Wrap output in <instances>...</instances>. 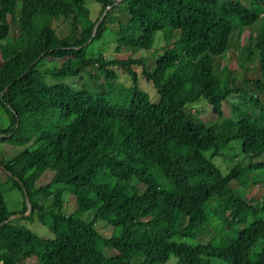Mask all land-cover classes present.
I'll return each mask as SVG.
<instances>
[{"label":"trees","instance_id":"trees-1","mask_svg":"<svg viewBox=\"0 0 264 264\" xmlns=\"http://www.w3.org/2000/svg\"><path fill=\"white\" fill-rule=\"evenodd\" d=\"M84 1L0 0V174L19 214L17 181L30 205L0 224L1 264H264V0H92L94 20ZM104 32L127 52H147L158 35L160 53L152 66L74 58ZM45 59L54 65L38 68ZM228 96L234 117L215 132ZM226 146L238 156L222 172L212 158ZM54 163L45 183L26 186ZM53 185L70 188V212ZM33 215L49 238L18 223ZM209 227L212 237L189 243Z\"/></svg>","mask_w":264,"mask_h":264},{"label":"rangeland","instance_id":"rangeland-1","mask_svg":"<svg viewBox=\"0 0 264 264\" xmlns=\"http://www.w3.org/2000/svg\"><path fill=\"white\" fill-rule=\"evenodd\" d=\"M84 5L89 10L90 19L94 20L96 15L98 14L99 6L96 5L92 0H85ZM245 33H247V28H244L242 35H245ZM237 42L239 43L240 46V44L243 41L240 40V37H238ZM237 42H235V34L233 32L229 38L228 49L237 50V48L234 47V45H236ZM160 44L161 43L159 36L155 35L153 37V41L151 42V46L147 52H144L142 50H134L133 52H127L124 51L120 46L116 45V38L112 34L104 32L98 41L92 42L84 50L77 51L74 58L83 60L85 58H95L97 56H101L104 57L106 60H125L128 57L130 58L145 57L148 66H152V58L160 53ZM237 59L240 60L239 56ZM72 60L74 61V59ZM220 63L221 62H219V65ZM53 65L54 62L52 59H45L40 61L37 64V67L50 68ZM235 65L236 62L230 60L228 63L225 64V67L232 69L235 67ZM132 67H134L135 71L138 72V67L136 66H132ZM115 74H116L117 82L121 84H128L129 78L123 73V71L120 68L116 69ZM81 77L82 78L85 77L84 72H81ZM43 79L44 82L48 85H51L56 82L54 79H52L49 76H45ZM137 79L140 89L148 93L151 99L154 100V94L152 88L148 84H146L139 75L137 76ZM62 80L71 83L72 85H76L78 84L80 79L79 77L77 78L67 77ZM231 103H233L232 96H228L223 101L222 113L224 117L227 119V121L214 126L213 129L215 130V132L233 119L234 113L233 110L231 109ZM190 109L196 110L199 113V117H201L203 120L210 119L209 116L210 111L206 104L201 102H195L190 105ZM7 150L8 148L6 145H0V151H7ZM236 154L237 151L235 148H233L232 146H226L221 149L220 156L212 158V161L214 162V164H216V166L219 168L220 171L225 172L226 169H228L232 165L234 161V157L238 156V155L236 156ZM59 168L60 165L54 163L49 166L48 172L39 174L37 173V171H35L26 181V186L29 187L32 181H37L38 183H45L47 181V178L54 175L55 171H57ZM4 183H5V178L0 174V209H2L0 211L9 212L10 214L19 213V211L21 210L20 195L15 189L12 190L5 189ZM69 189H70L69 187L62 185H53L51 187L52 192L60 194L63 202V211L65 213H68L73 209V202L69 195ZM259 213L262 216H264L263 212H259ZM207 215H208V219L210 220L212 217L209 215V213ZM18 223L20 225H23L25 228H27L37 237L45 238V239L49 238V234L45 226H41L40 224H38L34 215L32 216L31 220L29 221L20 220ZM48 224H49V219L48 217H45V225L47 226ZM95 228L99 233H102L104 235L111 234L110 227L107 224H105L103 221L96 222ZM212 235H213L212 229L210 227L206 228L200 235L196 237V241H189V243L191 244H194V242L204 243L207 239L212 237ZM173 263H174V258L172 256H169L164 264H173ZM24 264H36V263L32 258H30L27 259Z\"/></svg>","mask_w":264,"mask_h":264},{"label":"water","instance_id":"water-1","mask_svg":"<svg viewBox=\"0 0 264 264\" xmlns=\"http://www.w3.org/2000/svg\"><path fill=\"white\" fill-rule=\"evenodd\" d=\"M101 17H102V13L99 15L98 20L94 23L90 35H92V33H93V31H94V28H95V26L97 25L98 21L101 19ZM0 168H2V166H0ZM3 171H4V173H5L7 176H11V174H10L7 170H3ZM12 178L16 180L15 177H12ZM17 183L20 185V191H21L22 196H23L25 211H24L22 214L15 213V214H10V215L6 216L2 221H0V224L6 222V221H8V220H11V219L17 218V217H19L20 215H22V216H26V215H28V213H29L30 205H29V201H28L27 196H26V191H25L24 187L22 186V184L20 183V181H17Z\"/></svg>","mask_w":264,"mask_h":264},{"label":"built area","instance_id":"built-area-1","mask_svg":"<svg viewBox=\"0 0 264 264\" xmlns=\"http://www.w3.org/2000/svg\"><path fill=\"white\" fill-rule=\"evenodd\" d=\"M0 264H1V262H0Z\"/></svg>","mask_w":264,"mask_h":264}]
</instances>
